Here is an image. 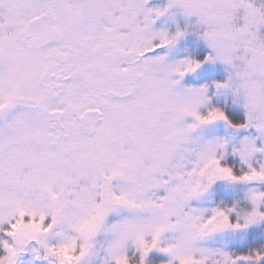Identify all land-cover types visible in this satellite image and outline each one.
I'll list each match as a JSON object with an SVG mask.
<instances>
[{
  "label": "snow or ice",
  "instance_id": "1",
  "mask_svg": "<svg viewBox=\"0 0 264 264\" xmlns=\"http://www.w3.org/2000/svg\"><path fill=\"white\" fill-rule=\"evenodd\" d=\"M147 2L0 0V264L28 252L47 264H149L154 249L168 264H264V245L203 246L264 224V190L250 188L244 206L189 207L218 180L264 184V0ZM171 9L196 18L205 61L229 68L216 88L242 102V123L210 106L207 86L180 85L205 61L158 52L184 35L153 29ZM219 121L258 134L232 146L241 174L222 163L228 140L195 135Z\"/></svg>",
  "mask_w": 264,
  "mask_h": 264
},
{
  "label": "rangeland",
  "instance_id": "2",
  "mask_svg": "<svg viewBox=\"0 0 264 264\" xmlns=\"http://www.w3.org/2000/svg\"><path fill=\"white\" fill-rule=\"evenodd\" d=\"M167 4H168V0H148V2L145 4V8L163 9V8L167 7ZM182 28H185V29H182ZM153 29L155 31H165L168 33H175L176 31L179 30V31H183L184 35L185 34L194 35L197 32H200V30L196 26V18L195 17L185 18L176 9H171V10H169V12H166L159 17H154ZM190 38H192V37H190ZM196 39H198L197 45H202L207 50V53H206L207 57L211 56L213 54L212 50L208 47L207 42L202 38V36L199 35L198 38H196ZM158 52L162 55H166L167 60L170 63H175V62L182 60V59H189V58L192 59L189 52L181 51L177 45L173 46L170 49L169 48L158 49ZM218 74H221L225 78V81H227L229 78V75H230V70L226 65H224L220 61L213 62L211 60H208V61H205L203 63V66L198 68L195 72L185 74V76L180 81V85L182 87H193V88H199L201 86H207L209 97L213 93L212 90H215V92L217 94V99L219 98L221 101L226 102L227 97L229 96L228 91L218 90L216 88V85L214 86V89H210L213 86H209V85L201 82V80L204 77L216 76ZM226 74H227V80H226ZM236 103L240 106L239 101H236ZM240 103H241V106H243L242 102H240ZM210 106H212L211 99H210ZM200 111L202 114H206L207 110L202 108ZM186 120H187V122L191 123L192 117H187ZM221 122L222 121H220L219 125H222ZM217 125L218 124L216 123V126ZM212 126L213 125H211V128H212ZM199 130L201 133L199 134L198 130H197L195 135L199 136L200 138H202L204 140H211V139H215L217 137L224 138V136L221 134L220 130L214 129L213 132H206V131L203 132L202 129H199ZM245 131H246V133H244V130H240L239 132L234 131L232 133L229 132V134L227 132V135L232 137V139H230L228 141L229 142L228 143V151L230 149L232 150V146L238 144V142L240 141V139L242 137L248 136V135H251V136L258 135L254 129H247ZM237 133H238V137H237ZM260 143H261V141L257 140L258 146L260 145ZM236 157H237V159H239L240 165L247 168V166L245 164H243V162L240 160L239 156H236ZM257 159H261L259 154L257 155ZM218 185H222V186H225L227 188L230 185V183H228L226 181H220V180L216 181L208 189V191L206 193H204L201 197L191 200L189 202V207L199 208V209H208V210L215 208L212 204L213 188L215 186H218ZM242 185L244 186L245 184H242ZM250 188H258V187L256 185H253V186L251 185ZM243 232L244 231H239L237 233L226 232V233L215 234L214 236H212L209 239H207L206 241H204L203 246L207 247V248L222 249V250L228 251L227 246L229 244L233 243L235 241V239H239V238L242 239L244 237ZM154 251H158V250L154 249ZM158 252H160V251H158ZM165 256H167V255H165ZM168 260H169V257H168ZM21 264H40V263H39L38 259H35L33 257L31 252H28V253H25V255L22 257Z\"/></svg>",
  "mask_w": 264,
  "mask_h": 264
},
{
  "label": "trees",
  "instance_id": "3",
  "mask_svg": "<svg viewBox=\"0 0 264 264\" xmlns=\"http://www.w3.org/2000/svg\"><path fill=\"white\" fill-rule=\"evenodd\" d=\"M185 29V28H182ZM200 32H197L194 35L191 34H185L181 39L178 40V42L175 44L177 45L181 51L189 52L192 59L198 60V61H205V57H207V50L202 45H197L198 36ZM192 37V38H190ZM194 38V39H193ZM203 66V63L201 64V67ZM226 80H227V74H226ZM225 78L218 74L216 76H207L204 77L201 82L205 83L209 86H213L210 89H214V86L217 83H224ZM213 93L210 95V99L212 101L213 107H219L222 110L225 111L226 115H228L229 119L233 123H242L245 119V109L243 106H241V103L239 102L240 106L236 103V98L233 96L231 92L229 93V96L227 97L226 102L221 101L219 98L217 99V94L215 90H212ZM216 123L218 124L216 126ZM219 122H215L212 125L205 126L202 129V131L206 132H213L215 130H220L221 134L224 136V139L230 140L232 139L231 136L227 135V132H234L233 129L228 128L225 123L222 121V125H219ZM216 126V127H215ZM198 133L200 134V130L198 129ZM244 133L246 131L244 130ZM238 137V133H237ZM231 149L228 151V155L226 157V161H222V163H227L229 166L233 167V170L236 174H241V169L246 168L244 166L240 165L239 159L235 155L231 154ZM256 185L260 190H264V184H251ZM249 184H245L244 186L242 184H230L227 188L222 185L215 186L213 188V199L212 204L215 208L220 207H231L237 202L241 204V206H244L246 201L244 200L245 194L250 189ZM235 217H233L234 219ZM239 232V231H237ZM235 232V233H237ZM243 238L242 239H235V241L227 246L228 252H234L237 254H244L249 249L252 248H258L261 245H264V224L260 225H253L250 226L246 231L243 232ZM39 260L40 264H47V261ZM168 263V257L165 256V254L158 252V251H152L149 254V264H167Z\"/></svg>",
  "mask_w": 264,
  "mask_h": 264
}]
</instances>
